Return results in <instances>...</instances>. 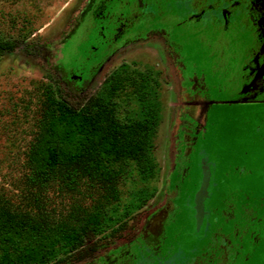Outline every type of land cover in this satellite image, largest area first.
I'll return each instance as SVG.
<instances>
[{"label": "rangeland", "instance_id": "374dc122", "mask_svg": "<svg viewBox=\"0 0 264 264\" xmlns=\"http://www.w3.org/2000/svg\"><path fill=\"white\" fill-rule=\"evenodd\" d=\"M89 1L0 0V36L17 42L0 57V199L55 218L101 208L95 252L69 262L60 244L47 264H264V96L245 89L253 25L195 19V0H144L152 24L109 51L136 5L81 29ZM57 89L122 124L149 121L140 160L114 164L115 195L28 182L26 151Z\"/></svg>", "mask_w": 264, "mask_h": 264}, {"label": "trees", "instance_id": "16d2710c", "mask_svg": "<svg viewBox=\"0 0 264 264\" xmlns=\"http://www.w3.org/2000/svg\"><path fill=\"white\" fill-rule=\"evenodd\" d=\"M16 45L0 36V57ZM149 127L148 120L122 124L103 103H73L59 89L48 91L26 151L28 182L38 194L52 183L67 190L85 183L115 195L114 164L140 160ZM101 220V208L84 214L73 208L55 218L46 210L30 211L0 199V264H47L60 244L69 248V262L80 261L95 252Z\"/></svg>", "mask_w": 264, "mask_h": 264}, {"label": "flooded vegetation", "instance_id": "af4514ba", "mask_svg": "<svg viewBox=\"0 0 264 264\" xmlns=\"http://www.w3.org/2000/svg\"><path fill=\"white\" fill-rule=\"evenodd\" d=\"M135 3V12L131 16L117 21L114 26L112 42L109 51L116 43L124 40L143 27L150 25L149 9L144 0H127ZM125 0H90L81 16V29L88 27L91 19L103 20L108 18L106 12L111 5L120 6ZM195 4L187 8L190 16L205 20L212 24H221L228 30L233 22H250L253 25L255 47L250 52L248 68L249 77L245 89L249 96L260 94L264 96V0H195ZM141 26L139 29L138 27ZM253 98V97H251ZM264 98V97H263Z\"/></svg>", "mask_w": 264, "mask_h": 264}]
</instances>
